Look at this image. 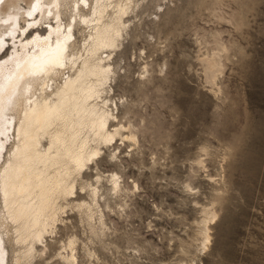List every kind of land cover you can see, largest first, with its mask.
Listing matches in <instances>:
<instances>
[{"label":"rangeland","instance_id":"1","mask_svg":"<svg viewBox=\"0 0 264 264\" xmlns=\"http://www.w3.org/2000/svg\"><path fill=\"white\" fill-rule=\"evenodd\" d=\"M124 18L104 93L120 134L8 264H264V0H132Z\"/></svg>","mask_w":264,"mask_h":264},{"label":"bare ground","instance_id":"2","mask_svg":"<svg viewBox=\"0 0 264 264\" xmlns=\"http://www.w3.org/2000/svg\"><path fill=\"white\" fill-rule=\"evenodd\" d=\"M131 1L0 0V264H8V243L23 247L15 261L31 255L75 176L120 134L109 129L104 93ZM79 27L88 29L82 43ZM205 64L213 78L217 56Z\"/></svg>","mask_w":264,"mask_h":264}]
</instances>
